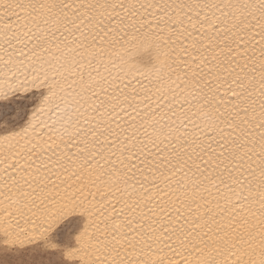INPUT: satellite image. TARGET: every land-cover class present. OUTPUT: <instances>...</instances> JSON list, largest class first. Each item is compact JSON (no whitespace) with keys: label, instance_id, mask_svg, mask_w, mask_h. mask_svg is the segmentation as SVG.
Here are the masks:
<instances>
[{"label":"snow or ice","instance_id":"snow-or-ice-1","mask_svg":"<svg viewBox=\"0 0 264 264\" xmlns=\"http://www.w3.org/2000/svg\"><path fill=\"white\" fill-rule=\"evenodd\" d=\"M0 264H264V0H0Z\"/></svg>","mask_w":264,"mask_h":264}]
</instances>
